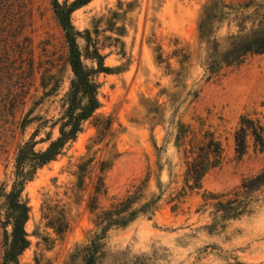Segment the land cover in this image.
I'll list each match as a JSON object with an SVG mask.
<instances>
[{"label":"rangeland","instance_id":"374dc122","mask_svg":"<svg viewBox=\"0 0 264 264\" xmlns=\"http://www.w3.org/2000/svg\"><path fill=\"white\" fill-rule=\"evenodd\" d=\"M211 1L93 0L73 13L83 55L98 49L107 69L97 78L101 107L76 141L26 185L31 245L21 264H83L82 250L97 233V212L87 204L99 178L111 198L148 176L142 197H162L155 216L112 229L97 264H264V196L251 215L235 220L212 205L213 198L234 192L264 170V149L250 141L247 154L238 158L234 140L244 114L264 123V55L219 74L206 72L209 49L198 27ZM51 3L0 0L2 213L18 148L34 141L35 150L43 151L59 136L54 122L73 79ZM228 33L224 28L217 34L222 49ZM183 55L189 58L181 65ZM206 134L222 143L224 160L206 174L200 190L190 191L188 162ZM100 204L109 207L110 201L102 198ZM62 210L70 226L59 236L51 226ZM2 257L0 228V264Z\"/></svg>","mask_w":264,"mask_h":264},{"label":"trees","instance_id":"16d2710c","mask_svg":"<svg viewBox=\"0 0 264 264\" xmlns=\"http://www.w3.org/2000/svg\"><path fill=\"white\" fill-rule=\"evenodd\" d=\"M93 0H74L72 3L60 4L52 0L56 19L62 28L68 48V64L73 79L61 116L54 122L58 126L59 136L51 140L43 151H36L34 141L18 148L15 157L14 182L10 192L5 194V211H0V228L2 230L3 257L1 264H21L20 257L30 247L31 242L26 230L30 220L31 208L23 200L26 185L34 178L36 172L45 165L55 161L66 146L76 141L83 132L84 124L100 109V84L98 76L107 71L102 62L103 56L98 49H87L83 55L78 39L82 33L72 24V15ZM224 28L229 30L226 37L227 47L222 44L217 34ZM199 39L208 46L209 52L205 70L210 75L219 74L223 69L239 68L252 56L264 55V0H248L238 4L224 0H214L204 7L198 27ZM182 51V50H181ZM180 51V52H181ZM180 64L184 65L189 56ZM97 63V69L85 65L84 59ZM163 59L162 56L160 58ZM187 59V60H185ZM206 142L198 149L196 157L188 162V182L190 191L200 190L202 180L210 172L220 167L224 160L225 149L212 134L205 135ZM235 153L243 158L252 141L256 149H264V123L251 114L241 116L239 128L234 136ZM103 171V169H101ZM81 171L83 169L81 168ZM150 180L135 181L123 195L109 198V190L103 177L93 187V193L87 204L95 214L97 233L82 250L83 264H97L108 233L114 228H125L140 217L152 219L157 212L161 195L151 200L144 199L143 190ZM264 196V170L246 179L240 188L230 194L213 198L212 204L218 213L229 220L251 215L254 208ZM102 198L110 201L109 207L100 204ZM208 202L210 199H204ZM69 221L62 210L60 218L51 228L62 236L69 230Z\"/></svg>","mask_w":264,"mask_h":264}]
</instances>
